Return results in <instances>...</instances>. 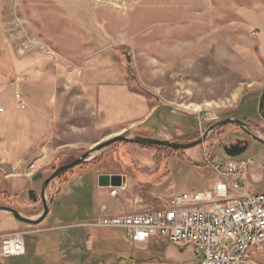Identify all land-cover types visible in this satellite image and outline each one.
Instances as JSON below:
<instances>
[{
	"label": "rangeland",
	"instance_id": "374dc122",
	"mask_svg": "<svg viewBox=\"0 0 264 264\" xmlns=\"http://www.w3.org/2000/svg\"><path fill=\"white\" fill-rule=\"evenodd\" d=\"M50 50L59 54V60L50 58ZM104 50L128 71L129 89L161 107L148 127L124 132L127 136L188 143L213 124L233 117L248 120L252 131L264 138L259 112L264 90V0H0V54L33 57L37 67L49 69L57 78L52 101L45 106L48 127L33 152L0 163V205L37 218L43 212L42 179L34 182L33 176L19 175L14 164L18 160L26 162L23 167L36 163L35 174L43 172L46 178L114 137L106 135L109 130L102 127V115L85 99L76 71H69L70 64L80 67L86 56ZM173 104L182 106L178 113L172 112ZM192 105L200 107L197 112L216 110L219 121L199 123ZM239 139H248L245 130L230 124L186 150L117 142L94 153L90 161L52 183L47 200L58 195L42 223L25 224L0 212V232H28L27 255L0 260L199 264L192 245L156 236L147 248H139L121 228L68 225L88 219L93 210L88 198L98 190L100 204H106L109 212L125 211L124 197L133 193L143 199L142 206H153L151 193L170 196L209 189L217 178L213 164L225 166L230 159L252 160L247 187L252 193L264 192V144L250 140L244 153L227 156L223 147ZM115 173H123L130 182L124 197H111L108 187L93 190L90 180L97 182L100 175ZM16 181L24 185L16 186ZM31 189L36 190L38 202L30 198ZM257 259L264 263V256Z\"/></svg>",
	"mask_w": 264,
	"mask_h": 264
},
{
	"label": "built area",
	"instance_id": "2783aa9c",
	"mask_svg": "<svg viewBox=\"0 0 264 264\" xmlns=\"http://www.w3.org/2000/svg\"><path fill=\"white\" fill-rule=\"evenodd\" d=\"M50 58L59 60L57 52L50 50ZM70 72L82 74V67L70 64ZM19 105L28 104L21 93ZM182 106L172 105L178 113ZM5 107L0 105V114ZM197 121L217 122L216 110L197 112ZM252 160L230 159L225 166L213 164L217 175L206 190H188L170 196L151 193L156 202L126 215L106 214L107 205L101 206L100 216L74 222L68 226L90 228H121L128 241L139 248H147L153 237L161 236L175 244L192 245L199 256V264H264L257 256H264V192L252 193L246 177ZM19 175L34 176L36 163L13 168ZM127 189L126 184L110 187V195L118 197ZM142 201L138 202L141 204ZM25 230L0 232V257H21L26 254Z\"/></svg>",
	"mask_w": 264,
	"mask_h": 264
},
{
	"label": "crops",
	"instance_id": "0c3cea01",
	"mask_svg": "<svg viewBox=\"0 0 264 264\" xmlns=\"http://www.w3.org/2000/svg\"><path fill=\"white\" fill-rule=\"evenodd\" d=\"M85 59H88L87 62L90 60L89 74L87 76L85 61L80 65L82 74L78 79L85 99L89 104L95 105L97 112L102 115V127L109 130L106 135L116 136L142 126L148 127L161 107L146 96L129 89L128 71L107 50L91 53ZM50 72L49 69L37 67L33 57H24L19 53L15 57L7 53L0 54V105L5 107V112L0 114V163L23 158L33 152L32 149L47 130L48 126L44 121L45 106L52 101L50 99L57 84L56 75L53 71V74ZM18 93L26 100L28 104L26 109L20 107ZM21 162L26 163L24 160H18L14 167ZM115 174L123 175L126 178L124 184L130 188L126 175ZM15 185L24 184L16 181ZM90 185L93 190L103 188L99 185V180L97 182L90 180ZM124 192L119 196H123ZM88 199L93 210L87 220L100 216L101 206L104 205L100 204V190L95 197L91 196ZM124 199L128 206L125 211L114 213L109 212L107 208L106 214L126 215L142 206L138 202H143V199L134 193L130 197L125 196ZM26 255L27 250L24 256Z\"/></svg>",
	"mask_w": 264,
	"mask_h": 264
},
{
	"label": "water",
	"instance_id": "95a60500",
	"mask_svg": "<svg viewBox=\"0 0 264 264\" xmlns=\"http://www.w3.org/2000/svg\"><path fill=\"white\" fill-rule=\"evenodd\" d=\"M127 60L131 61V57L128 54H127ZM259 112L261 116L264 118V90L262 92L260 102H259ZM228 124H234V125H237L243 128L245 132L248 133L252 138L264 144V138L254 133L252 131L253 128L251 125L247 124L246 122H244L243 120L239 118H233V117L223 119L213 124L202 136L188 143H182V142H177V141H172V140H167V139H158V138L143 136V135L127 136L125 133H121L112 138H109L107 140L97 143L93 148H91L90 150L82 154L80 157L57 168L53 172V174H51L45 180L43 187H42V191L40 193L41 202L43 204V212L37 218L28 217L19 209L11 207V206H5V205H0V212L9 213L13 215L14 218H16L18 221L22 223L30 224V225H38L42 223L50 213V208H51V204H52L54 197H52L49 201L47 200L48 188L62 174L66 173L67 171L71 169H74L75 167L85 162L90 161L91 156L94 153L101 152L105 150L106 148L114 145L117 142H128V143H134V144L145 145V146H164V147H169L175 150H186V149H190L198 145H201L207 140L211 132H214L218 128H221ZM247 148H248V143L244 144V146L239 147V148L237 145H233L230 148L227 147L226 152L228 156L236 157L244 153L247 150ZM43 178H44V173L38 172L37 174L33 176L32 181L35 182ZM98 180H99V185L101 187H111V186L115 187V186H121L125 181V177L123 175L104 174V175H100ZM29 196L34 202L39 201L38 194L36 190L34 189L29 190Z\"/></svg>",
	"mask_w": 264,
	"mask_h": 264
},
{
	"label": "flooded vegetation",
	"instance_id": "af4514ba",
	"mask_svg": "<svg viewBox=\"0 0 264 264\" xmlns=\"http://www.w3.org/2000/svg\"><path fill=\"white\" fill-rule=\"evenodd\" d=\"M246 135L248 136V139H241V140L239 139V140L235 141L234 143L229 144L228 146H224V147H223V151H224V153L228 156V154H227V152H226V148H227V147L230 148V147L233 146V145H237L238 148H239V147L244 146V144L248 143V147H249V145H250V140H251V141H254V142H259V141H257L256 139L252 138L248 133H246ZM259 143H261V142H259ZM236 157H237V156H236ZM236 157H231V158H236ZM48 177H49V176H48ZM48 177L42 179V183H41V191H42L43 184H44L45 180H46ZM50 187H51V186H50ZM50 187H49V188H50ZM49 188H48V189H49Z\"/></svg>",
	"mask_w": 264,
	"mask_h": 264
},
{
	"label": "trees",
	"instance_id": "16d2710c",
	"mask_svg": "<svg viewBox=\"0 0 264 264\" xmlns=\"http://www.w3.org/2000/svg\"><path fill=\"white\" fill-rule=\"evenodd\" d=\"M242 120V119H241ZM243 121L244 122H246L247 124H249V125H251L250 123H249V121L248 120H246L245 118L243 119ZM228 125H230V124H228ZM228 125H225V126H228ZM224 127V126H223ZM141 146H143V147H154V146H145V145H141ZM160 147H163V146H160ZM169 148V147H168ZM170 149H172V148H170ZM172 150H174V151H176L175 149H172ZM27 244V243H26ZM27 248V247H26ZM21 257H23V256H21ZM0 264H11V263H9L8 261H5V260H0Z\"/></svg>",
	"mask_w": 264,
	"mask_h": 264
},
{
	"label": "bare ground",
	"instance_id": "6f19581e",
	"mask_svg": "<svg viewBox=\"0 0 264 264\" xmlns=\"http://www.w3.org/2000/svg\"><path fill=\"white\" fill-rule=\"evenodd\" d=\"M193 106V111H199L200 110V107L199 106H197V105H192Z\"/></svg>",
	"mask_w": 264,
	"mask_h": 264
}]
</instances>
